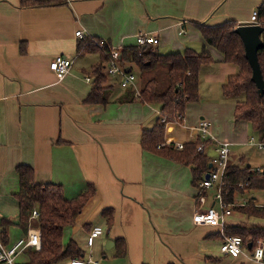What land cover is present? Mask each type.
<instances>
[{
  "label": "crops",
  "instance_id": "1",
  "mask_svg": "<svg viewBox=\"0 0 264 264\" xmlns=\"http://www.w3.org/2000/svg\"><path fill=\"white\" fill-rule=\"evenodd\" d=\"M62 1L21 7L20 0H0V224L4 219L12 223L7 227L6 245L24 235L17 226L19 209L14 195L19 190L16 168L26 165L33 169L36 183L61 186L66 199L77 197L89 185L94 187V196L75 224L64 229L62 242L74 241L84 256L89 253L98 264H258L247 247L231 257L222 254L220 246L228 225H263L264 220L232 211L223 229L194 225L196 206L206 208L212 193L208 201H196L198 190L191 168L143 148V132L159 125V106L142 103L135 95L132 99L128 94L133 92L122 88L119 78L108 76L107 103H84L102 53L80 46L86 38L103 40L120 49L122 57L124 50L137 47L136 34L144 32L158 39V44L147 46L151 56L185 49L208 52L212 62L200 70L198 101L185 105L182 123L163 126L160 143L176 149L177 144L196 143L200 140L198 124L204 119L214 138L204 146L209 160L214 144L226 142L231 167L261 171L264 144L245 121H234L236 101L222 93L227 77L237 67L224 62L223 55L204 41L196 23L248 25L253 11L260 14L264 0ZM79 30L84 38L75 35ZM58 55L72 60L61 79L49 68ZM122 66L134 74L138 90L142 79L158 82L153 75L167 72L162 65L146 72L137 66L136 73L132 61ZM116 86L122 92H114ZM249 146L257 150L254 161L245 167L235 165L236 152ZM247 193L255 205L263 204V195L261 201L255 196L261 192ZM244 195L237 194L235 203L247 201ZM106 210H111L110 225ZM95 226L102 227L103 233L89 250L86 237ZM107 241L113 244L105 249ZM208 257L218 261L209 262ZM16 262H28L26 250ZM56 264H70V260Z\"/></svg>",
  "mask_w": 264,
  "mask_h": 264
},
{
  "label": "trees",
  "instance_id": "2",
  "mask_svg": "<svg viewBox=\"0 0 264 264\" xmlns=\"http://www.w3.org/2000/svg\"><path fill=\"white\" fill-rule=\"evenodd\" d=\"M61 0H20L21 7H45L63 4ZM260 18L264 17V7H260ZM204 41L218 50L224 57V62L237 67V72L228 76L222 86V93L225 98L235 99L233 118L235 122L245 121L251 133L258 141L264 144V93L258 92L256 85L251 80L252 69L245 57L244 46L235 33L237 27L235 22L208 27L196 23ZM264 29V22L262 24ZM264 42V30L261 35ZM95 41H82L80 46L84 49L92 48L101 51L102 60L94 68L95 78L92 89L86 96L85 104H105L106 94L109 91L107 85L108 77L105 72L107 53L110 48L105 43V48L100 50ZM147 46H137L126 49L122 52L121 63L132 61L139 67L141 72H146L156 66L167 68V85L163 90H158L157 81L151 79L144 81L139 94V101L157 105L160 112L168 121H173L177 114H184L185 105L189 102H197L199 98V73L203 65L212 62L208 52L196 54L190 49L183 52L167 55H153L147 50ZM258 62L264 80V46L258 51ZM133 92V91H131ZM133 93L128 94L132 99ZM163 124L155 125L150 131L143 132V148L149 149L159 155L168 157L176 162L187 165L191 168L193 183L198 182L208 172L209 157L205 152L199 153L196 150L198 144L204 146L208 141L198 140L196 143L185 144L183 149H176L172 146H165L161 142L163 135ZM163 145V146H162ZM19 178V190L14 195L18 203L19 216L17 226L24 232L30 226L36 227L41 232V248L39 251L33 248L26 249L28 262L26 264H56L65 259L83 257L84 252L79 249L74 241L67 245L62 242L64 229L73 226L77 217L82 212L88 201L94 196L95 189L92 185L73 199H66L61 186L54 184H38L34 181V171L31 167L20 165L16 168ZM228 185L224 188L227 195L224 200L235 204V196L245 191L261 192L264 198V168L251 171L248 168L238 169L228 167ZM242 184V187L239 185ZM36 209L38 217L30 220L32 211ZM233 209L248 219L255 218L264 220V201L261 206L255 205L250 199L243 206H234ZM233 211V210H232ZM108 216V225L111 223V210L104 211ZM12 224L4 219L0 224V238L4 244L6 241L7 227ZM227 236H239L245 243H251L252 247L257 241L264 246V224H240L228 225L225 229ZM119 246V243H118ZM120 247V246H119ZM248 248V247H247ZM120 250H123L120 247ZM119 250V251H120ZM124 254L118 253V255ZM207 261L216 262L218 259L208 257Z\"/></svg>",
  "mask_w": 264,
  "mask_h": 264
},
{
  "label": "built area",
  "instance_id": "3",
  "mask_svg": "<svg viewBox=\"0 0 264 264\" xmlns=\"http://www.w3.org/2000/svg\"><path fill=\"white\" fill-rule=\"evenodd\" d=\"M264 17L260 18L259 11L252 12L249 20V24L262 27ZM180 33H183L181 30ZM75 35L84 38L82 31H76ZM137 46H154L158 44V39L152 35L144 32H138L135 37ZM95 45L100 50L105 48V42L103 40L95 41ZM107 53V62L105 64V72L108 77L119 78V84L122 88L130 89L136 97H139V90L136 86L135 76L131 72H127L121 63V50L110 47ZM72 66V60L66 56H55L50 62L49 68L55 73L58 79H61L68 73ZM89 81V78H86ZM184 120L183 114H177L173 121H168L165 116L160 113L159 123L166 125L169 122L182 123ZM209 122L202 119L198 124V131L201 141L214 142V138L210 135ZM183 144H177V149H183ZM261 146V145H260ZM197 152H204V145L198 144L196 147ZM230 146L226 142H216L214 144V156L210 158L211 167L208 169V178L204 177L197 184V200L198 202H206L210 198L211 203L206 208H201L199 205L192 216V222L194 225L204 226H216L221 229L224 228L225 218L231 215L234 206H243L244 203H229L224 200V196L227 192L224 188L228 185V167L230 166ZM242 187V184L239 185ZM36 209L32 211L30 220L38 217ZM103 233L102 227H93L86 237V248L89 250L92 248L96 238L100 237ZM33 248L39 251L41 248V232L38 228L30 226L27 233L20 239L10 245H6L0 238V264H17V256L24 250ZM244 249H246L245 243L239 236H223V241L220 246V252L224 255L231 257H237ZM250 257L258 264H264V246L262 242L257 241L255 245L250 249ZM70 264H98L96 260L87 253L83 257H73L70 259Z\"/></svg>",
  "mask_w": 264,
  "mask_h": 264
},
{
  "label": "water",
  "instance_id": "4",
  "mask_svg": "<svg viewBox=\"0 0 264 264\" xmlns=\"http://www.w3.org/2000/svg\"><path fill=\"white\" fill-rule=\"evenodd\" d=\"M263 28L257 25H239L235 29V33L239 36L241 39L244 51H245V57L249 62V65L252 69V77L251 80L256 85L258 92L263 94L264 93V80L261 74L260 65L258 62V51L264 46V42L261 38V35L263 33ZM145 48V47H143ZM127 72H130L127 70ZM211 167V164L209 163L208 168ZM205 178H208V174H205ZM113 243L110 241H107L105 244V249L110 248V245ZM252 246L251 243H248L247 247L250 249Z\"/></svg>",
  "mask_w": 264,
  "mask_h": 264
},
{
  "label": "rangeland",
  "instance_id": "5",
  "mask_svg": "<svg viewBox=\"0 0 264 264\" xmlns=\"http://www.w3.org/2000/svg\"><path fill=\"white\" fill-rule=\"evenodd\" d=\"M163 69V68H162ZM138 68L137 66L135 65L134 66V72H138ZM146 75H153V73H147ZM153 77H156L158 82H157V88L158 90H163L166 85H167V80H166V75H162V70L160 71V73L157 71L156 74L153 75ZM144 82V79H142V83ZM141 89V86H139V90ZM123 89H121L120 87L116 86L115 89H114V92L116 93H119V92H122ZM127 91V90H126ZM254 142L255 139H254ZM256 148L255 147H246L244 150H241L236 152L235 154V161H234V164L235 165H240L241 167H245L249 161H254V158L256 157ZM234 152V151H233ZM243 158V161H247V162H243L241 163V159ZM253 166H256L254 163H251ZM244 197H246V200L247 201H243V203H247L249 200H250V197L248 196L249 193H247L246 191L244 192ZM247 194V195H246ZM256 198H257V201H261L262 200V194L261 193H256L255 194ZM243 197V198H244ZM234 212L238 213L237 211H235L233 209ZM216 246V242L212 243ZM89 254V253H88Z\"/></svg>",
  "mask_w": 264,
  "mask_h": 264
}]
</instances>
